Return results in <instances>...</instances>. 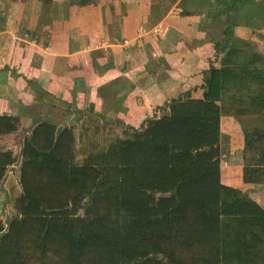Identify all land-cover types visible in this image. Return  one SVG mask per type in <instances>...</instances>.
Segmentation results:
<instances>
[{"label": "trees", "instance_id": "trees-1", "mask_svg": "<svg viewBox=\"0 0 264 264\" xmlns=\"http://www.w3.org/2000/svg\"><path fill=\"white\" fill-rule=\"evenodd\" d=\"M194 5L204 9L182 16L211 21L219 58L202 98L184 92L139 129L95 115L39 123L19 157L0 150V185L19 167L6 192L12 215L0 220V264H264V209L220 182L219 147L222 115L250 125L244 147L257 157L242 180L264 184V56L234 34L264 25V0ZM19 129L0 117V137Z\"/></svg>", "mask_w": 264, "mask_h": 264}, {"label": "crops", "instance_id": "crops-1", "mask_svg": "<svg viewBox=\"0 0 264 264\" xmlns=\"http://www.w3.org/2000/svg\"><path fill=\"white\" fill-rule=\"evenodd\" d=\"M196 1L0 0V117L20 122L17 133L0 137V150L19 157L23 138L39 123L60 128L95 115L139 129L167 114L166 104L184 92L202 98L204 73L219 68V58L208 38L211 21L182 16L204 9ZM234 34L264 56V25L239 26ZM247 128L220 117V182L264 209V184L242 180L253 164ZM14 175L18 165L7 168L0 185L6 200Z\"/></svg>", "mask_w": 264, "mask_h": 264}, {"label": "rangeland", "instance_id": "rangeland-1", "mask_svg": "<svg viewBox=\"0 0 264 264\" xmlns=\"http://www.w3.org/2000/svg\"><path fill=\"white\" fill-rule=\"evenodd\" d=\"M196 3H197V1L194 4H196ZM253 157H257V156L254 153H252V158ZM18 178L19 177L17 175H14V177H13V185L14 186H16V185L18 186V184H17ZM11 215H12V203L8 199V195H7V200H6V196L3 193H1V196H0V218L7 220L11 217Z\"/></svg>", "mask_w": 264, "mask_h": 264}]
</instances>
